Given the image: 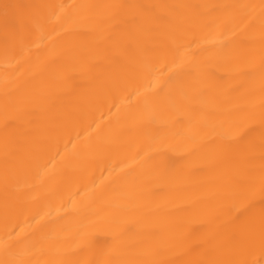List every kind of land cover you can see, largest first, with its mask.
Returning <instances> with one entry per match:
<instances>
[{"label": "bare ground", "instance_id": "6f19581e", "mask_svg": "<svg viewBox=\"0 0 264 264\" xmlns=\"http://www.w3.org/2000/svg\"><path fill=\"white\" fill-rule=\"evenodd\" d=\"M0 264H264V0H0Z\"/></svg>", "mask_w": 264, "mask_h": 264}]
</instances>
